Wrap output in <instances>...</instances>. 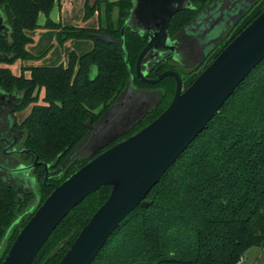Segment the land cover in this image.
<instances>
[{
	"label": "trees",
	"instance_id": "trees-1",
	"mask_svg": "<svg viewBox=\"0 0 264 264\" xmlns=\"http://www.w3.org/2000/svg\"><path fill=\"white\" fill-rule=\"evenodd\" d=\"M57 1L0 0V9L11 28L9 37L0 38V54L5 56L0 64L36 59L25 49L31 42L26 32L39 27L40 14L47 17L46 27L59 30L60 42L93 41V48L81 56L70 52L67 67H33L30 78L14 76L8 68L0 67V86L22 95L16 111L36 103V91L44 89L43 104H35L19 128L26 134L24 148L35 152L40 162L50 166V171L61 167L88 134L90 121L97 123L126 89L128 67L121 39L133 7L132 0H86V18L97 12L99 28H61L49 19ZM215 1L191 0L193 8L172 18L170 37H175ZM260 1L252 2L238 25L226 30L215 46L219 52L213 60L264 11L232 37ZM124 34L135 87L157 90L161 95L159 104L126 138L153 122L171 105L177 82L170 76L156 85L138 80L136 62L148 39L131 29ZM93 66L97 68L95 78L90 76ZM176 68L172 62H161L151 77ZM34 159L32 154L29 160ZM89 160L77 159L61 176L47 182L45 168L36 167L33 172L37 193H27L20 202L16 188L0 181V243L12 227L0 252V264L31 214L53 192L54 185L63 183ZM110 194L111 187H101L75 207L32 264H60ZM147 201L149 207L140 206L131 212L92 264H238L252 247L264 248V61L162 176Z\"/></svg>",
	"mask_w": 264,
	"mask_h": 264
},
{
	"label": "water",
	"instance_id": "water-1",
	"mask_svg": "<svg viewBox=\"0 0 264 264\" xmlns=\"http://www.w3.org/2000/svg\"><path fill=\"white\" fill-rule=\"evenodd\" d=\"M254 1L217 0L172 38L169 34L170 22L179 12L193 8L191 0H132L133 7L125 21L121 39L129 80L117 101L97 123L90 121L88 134L56 171H50V166L40 162L38 155L28 149L20 154H24L26 159L32 154L35 156L29 167H21L16 160L11 161V153L0 158V181L16 188L18 202L27 193H37L38 190L35 178L31 182L22 179V184H17L21 172L43 166L47 182L61 176L77 159H90L63 183L54 185L53 192L31 214L1 264H32L61 221L101 187H111L110 197L80 233L60 264H92L127 216L137 207H149L147 197L162 176L207 128L241 83L264 61V11L185 90L176 71H165L150 79L148 68L167 56L182 63L189 55L181 48L185 40L202 55L193 65L183 66L193 67L197 62L203 64L226 30L238 25L244 11ZM223 4L227 7L221 10ZM221 15L225 19L219 21ZM206 18L209 21L206 22ZM196 28L199 30L196 31ZM208 28L204 39L196 36L198 31L201 33ZM127 29L148 39L136 62L137 79L156 85L170 76L175 78L177 86L171 105L159 117L124 138L159 104L161 98V95L156 97L153 91H138L135 87V76L125 50L124 32ZM10 33L11 28L0 9V38L9 37ZM3 58L5 56L0 54V59ZM7 92L0 86V104L1 99L10 97ZM21 103L20 94L15 107ZM8 118L14 127L13 111L8 113ZM7 162L14 166L7 167ZM7 174L10 176L6 177ZM11 229L0 243V252Z\"/></svg>",
	"mask_w": 264,
	"mask_h": 264
},
{
	"label": "rangeland",
	"instance_id": "rangeland-1",
	"mask_svg": "<svg viewBox=\"0 0 264 264\" xmlns=\"http://www.w3.org/2000/svg\"><path fill=\"white\" fill-rule=\"evenodd\" d=\"M86 0H59L54 3L52 9L49 13V19L51 22L57 24L61 28L65 27H75V28H99V16L98 13H94L89 18H86ZM104 7V6H103ZM264 10V0H261L257 6L251 11V13L241 22L237 27L232 37L237 34L257 13ZM116 15V13H115ZM47 17L44 14H40L38 18L39 27L27 31V36L31 39V42L26 45L25 49L36 59L34 60H21L17 59L10 64L1 65L5 66L2 68H8L14 76H24L25 78L31 77L30 68L33 67H57L60 65H69V54L74 51L78 56H81L89 52L93 48V41L89 39H68L63 42L59 41V30L51 29L46 27ZM219 51V50H218ZM215 52L214 55H216ZM213 58V56H212ZM208 60V63L211 59ZM181 72L180 68H178ZM182 74V72H181ZM200 74V73H199ZM197 74H193L187 80L183 82V90L187 88L189 83L195 79ZM97 75V68L92 67L90 76L95 78ZM38 95V101L36 103H29L17 110L15 113L18 124H21L32 112L35 104H43L42 99L44 97V89L39 93L36 91L35 96ZM21 164L25 165V160L22 158L15 159ZM15 162H13L14 164ZM7 167L14 166L11 162H7ZM10 175H6L9 177ZM21 179L17 184H22V179L24 181L31 182L33 175L31 170L23 171L20 174ZM238 264H264V248L252 247L249 249L243 258V260Z\"/></svg>",
	"mask_w": 264,
	"mask_h": 264
},
{
	"label": "flooded vegetation",
	"instance_id": "flooded-vegetation-1",
	"mask_svg": "<svg viewBox=\"0 0 264 264\" xmlns=\"http://www.w3.org/2000/svg\"><path fill=\"white\" fill-rule=\"evenodd\" d=\"M225 7H227V6L225 4H223V6L221 7V10L224 9ZM201 18L202 17H200L199 19H201ZM208 19L206 20V22L209 21ZM223 19H225V18H224L223 15H221L219 21H221ZM202 21H204V20L202 19ZM206 22H202V23L205 24ZM195 30L197 31V30H199V28H196ZM202 31L203 32H201V33H200V31H198L196 36L198 38L204 39V36L209 31V28L205 29V30H202ZM181 48L186 53L189 54L188 57H186V59L182 60V63H179V62H176L174 60H171V59H169L168 56L163 58V60H161V62L162 63H164V62H172V63H174L176 65V67H177L176 68L177 69L176 72L179 75L182 72L180 77L182 78L183 82L185 80H187L189 77H191L193 74H197V73L199 74L213 60V58L216 56V55H214L215 52H217V53L219 52L218 51L219 49H215L214 48V51L212 52L210 57L203 64L200 65L197 62V63H195V65L193 67H184L183 66L184 64H186L187 66H190V65H193L195 61H198V59L200 60L202 53L201 54L197 53L196 48L188 45L186 43V40L183 41V44H182ZM212 56H213V58H212ZM210 58H212V59L208 63V60H210ZM188 61H190V62H188ZM161 62L151 66L150 68H148V70H149L148 71L149 72L148 78L154 79V78L151 77V74L156 69H158V66H159V64ZM178 68H180L181 72H179ZM156 73H158V71ZM158 75H159V73H158ZM191 83H192V81L189 83V85ZM136 89L138 91H142L143 90V89H138V88H136ZM153 92H155L156 97H158L160 95V92L157 91V90H153ZM7 93L10 95V97H5V98L1 99V103L2 104H0V158H5V154L6 153H11L12 154L11 157H10L11 161H14L15 159H18V158H22L23 160H25V165L22 164V167H29V166L32 165L34 160L33 161L29 160L31 156L28 159H26L24 154H20L23 150L26 149V148H24V140H25L26 134H25V132L22 129L19 128V124H18V121H17L16 116H15L16 109L18 108V107H15V106L19 102V95L20 94L17 93V92H7ZM10 111H13V115L15 117L16 124H15L14 127L12 126L11 120L8 118V113ZM31 172H32L33 178H35V174H34L33 170H31Z\"/></svg>",
	"mask_w": 264,
	"mask_h": 264
},
{
	"label": "crops",
	"instance_id": "crops-1",
	"mask_svg": "<svg viewBox=\"0 0 264 264\" xmlns=\"http://www.w3.org/2000/svg\"><path fill=\"white\" fill-rule=\"evenodd\" d=\"M1 65H4V64H1ZM2 67H5V66H2Z\"/></svg>",
	"mask_w": 264,
	"mask_h": 264
}]
</instances>
